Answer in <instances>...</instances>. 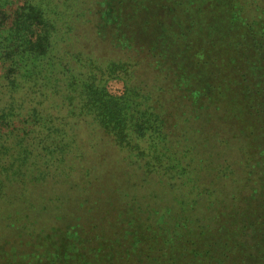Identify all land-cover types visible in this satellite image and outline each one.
<instances>
[{
  "label": "trees",
  "instance_id": "trees-1",
  "mask_svg": "<svg viewBox=\"0 0 264 264\" xmlns=\"http://www.w3.org/2000/svg\"><path fill=\"white\" fill-rule=\"evenodd\" d=\"M83 122L118 166L84 164ZM216 149L227 171L199 170ZM105 175L156 187L103 226L87 193ZM13 185L86 215L14 230L0 264H264V0H0L1 199Z\"/></svg>",
  "mask_w": 264,
  "mask_h": 264
},
{
  "label": "rangeland",
  "instance_id": "rangeland-1",
  "mask_svg": "<svg viewBox=\"0 0 264 264\" xmlns=\"http://www.w3.org/2000/svg\"><path fill=\"white\" fill-rule=\"evenodd\" d=\"M108 89L113 94H120L123 91V84L120 81L112 80L108 84ZM204 126L207 127V123ZM79 130H81V134L85 137V140H87L89 149L88 151H90L89 157L87 159H84V164L91 165L93 164L92 162H94V160H97L100 161V163L95 164V166H103L104 164H108V167H113V165H117V163L114 162V160H116V157L125 156L123 151L120 152L116 147H112L111 142L101 139V135L99 133L94 135V137L96 136L99 140H93L92 137L89 136L91 135L92 128L88 127L86 122H83L82 127ZM207 133L208 131H205V135H207ZM204 140L205 139H203V143ZM216 152H218L217 149L214 151H203V160H201L199 157H196L194 159L197 168L204 171L226 172L227 170L225 168L220 169L215 164ZM120 177L122 178L117 179L114 175H105L102 179H99V182L97 183V187L99 185V188L91 189L87 193V196L89 198V211L91 213L93 212L95 215L98 214V221L99 223H103V226L107 225L108 223H114V216L121 208L130 206L132 209H136L137 203L133 204V197H138L141 192L149 191L156 187L154 181L150 184L144 183L143 185H141V188L139 189L140 191L136 188H131L132 193L125 194L117 188L120 186L116 187V184L129 186L133 180L137 179H131L128 178V176L123 175H120ZM62 187H64L65 189V184L62 185L61 188ZM39 189L41 191L39 190L35 195L36 200L35 198L33 199V205L35 206L37 205V196H41L44 193H49L50 195L55 194V190L52 189V187L45 189L43 186H40ZM64 189L62 188V190ZM21 190L22 189L19 186L13 185L9 189L8 195L10 196V200H7L6 197H3V199L0 198V241L3 240L4 237L8 238L9 236H11L14 230L19 233L21 231H25L30 226L28 223H31L32 221H36L38 227L41 226L42 228H49L52 226L59 227L63 224L65 225L68 223H77L76 217H78L79 215L84 216L85 218L86 211H83L84 209L78 208V206H74L71 201L62 204L61 199H59L58 201L56 200V202L54 201L53 203L47 202L44 206H42L44 200L39 198L38 204L39 202L40 204L38 205V207H31V205L29 206L24 202V200H21L18 197L19 194L17 193H19V191ZM99 190H101L102 193L97 195ZM158 191L163 195L164 193L168 192L165 186H159ZM40 193L41 195H39ZM192 193H195V190L189 189L185 185V189H183L184 197L188 199L189 195ZM170 195L173 198L172 201L175 202L178 208H184L185 205L177 199V196L175 194L171 193ZM96 197L98 199L97 202L95 200ZM154 203H156V201H153V205ZM168 209L169 208L167 207H160L157 208V210H154V212H151L148 208H146V210L150 214L157 216L159 220L160 217H162V219H166L167 216H169ZM85 221L92 222L87 218ZM25 237H28L27 234L23 235V238Z\"/></svg>",
  "mask_w": 264,
  "mask_h": 264
}]
</instances>
